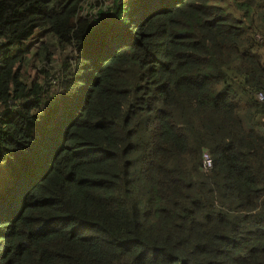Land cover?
Segmentation results:
<instances>
[{"label":"trees","instance_id":"16d2710c","mask_svg":"<svg viewBox=\"0 0 264 264\" xmlns=\"http://www.w3.org/2000/svg\"><path fill=\"white\" fill-rule=\"evenodd\" d=\"M261 93L264 0H0V264H264Z\"/></svg>","mask_w":264,"mask_h":264},{"label":"built area","instance_id":"2783aa9c","mask_svg":"<svg viewBox=\"0 0 264 264\" xmlns=\"http://www.w3.org/2000/svg\"><path fill=\"white\" fill-rule=\"evenodd\" d=\"M258 98L260 101L264 100V95L261 93L258 95ZM213 167V160L210 157L209 154H205L204 155V159H203V168L205 171H209L211 168Z\"/></svg>","mask_w":264,"mask_h":264},{"label":"rangeland","instance_id":"374dc122","mask_svg":"<svg viewBox=\"0 0 264 264\" xmlns=\"http://www.w3.org/2000/svg\"><path fill=\"white\" fill-rule=\"evenodd\" d=\"M35 72L31 71V75L34 76Z\"/></svg>","mask_w":264,"mask_h":264}]
</instances>
